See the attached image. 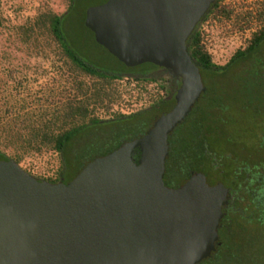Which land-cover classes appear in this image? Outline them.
I'll list each match as a JSON object with an SVG mask.
<instances>
[{
    "label": "water",
    "instance_id": "95a60500",
    "mask_svg": "<svg viewBox=\"0 0 264 264\" xmlns=\"http://www.w3.org/2000/svg\"><path fill=\"white\" fill-rule=\"evenodd\" d=\"M215 1L109 0L85 11L95 43L124 67L151 64L178 79L174 105L66 184L0 160V264H199L210 256L231 195L198 172L177 188L162 178L167 138L205 91L186 40Z\"/></svg>",
    "mask_w": 264,
    "mask_h": 264
},
{
    "label": "rangeland",
    "instance_id": "374dc122",
    "mask_svg": "<svg viewBox=\"0 0 264 264\" xmlns=\"http://www.w3.org/2000/svg\"><path fill=\"white\" fill-rule=\"evenodd\" d=\"M64 1L0 0V135L4 134L2 128L7 122L19 125L26 114L43 117L45 113L44 116L47 117L48 110H54L60 103L76 94L74 81L84 82L90 89L97 82L96 79L77 77L74 72L69 71L60 59L55 43L45 32L25 42L16 34L19 26L32 23L40 14L51 12L61 15L66 8ZM260 1L262 0H220L218 10L228 11L229 14L223 16L221 13H213L202 21L197 30L215 65L223 66L237 48L244 46L251 32L256 29L252 21L249 23L245 20L244 13ZM81 4V1L76 3L75 8L64 17L62 31L72 51L83 62L103 72L105 70L116 74L146 75L154 72V68L148 64L126 68L101 49L81 24ZM200 77L205 87L206 81L202 75ZM221 87H212L215 93L222 95L219 98L220 103H216L217 106L211 103L209 96L196 105L203 113L213 115L212 118L220 126L221 133L218 132L217 140L210 141V148L223 149L226 138H231L237 146H244L240 151L243 161L246 160L251 165L262 161L264 117L253 116L245 109V101L236 83L230 82L229 85ZM109 89L110 102L104 100L101 105L96 103L92 108L89 106L88 117L108 122L112 118L146 110L165 96L164 90L155 81L134 82L122 78L113 81L110 87H105V90ZM258 93L263 101L264 88ZM254 100L256 103V97ZM168 106L165 105L160 110L164 111ZM217 111L219 112L215 115L214 112ZM152 115L156 113L137 116L130 122L96 125L86 129L83 134L74 136L63 151L64 178L68 180L75 176L87 162L103 156L121 140L141 133L149 125ZM259 134L261 139L254 142L253 139ZM262 142L259 152L252 149V145L257 143L259 146ZM18 167L38 179H53L59 171L60 157L49 151L38 155L31 154L24 156L18 162ZM187 169L188 167L178 172L174 167L168 177L172 180L171 183H167L166 177L164 182L168 186L178 184L187 172L203 174L207 184H211L217 177L205 165ZM222 184L228 186L226 181H222ZM229 219L228 232L221 234V237L223 244L227 245L230 257L223 253L218 261L210 260L202 264H264V235L261 231L253 224H243L234 215Z\"/></svg>",
    "mask_w": 264,
    "mask_h": 264
},
{
    "label": "trees",
    "instance_id": "16d2710c",
    "mask_svg": "<svg viewBox=\"0 0 264 264\" xmlns=\"http://www.w3.org/2000/svg\"><path fill=\"white\" fill-rule=\"evenodd\" d=\"M217 7L218 2L211 5L203 19L213 13H221L223 16L229 14L228 11H219ZM252 7L245 11L244 16L245 20H248L249 23L250 21L254 23L256 29L251 32L244 46L237 48L223 66H217L213 63L212 55L202 44L198 30H193L186 41L187 54L198 68L200 75L204 77L207 85L205 86L204 93L199 96L190 113L167 138L168 151L164 162V174L162 178L163 184L166 186L168 185L164 182V179L166 177L167 183H171L172 180L168 177L174 167H176L178 172H181L184 168L188 167L189 170H192V167L195 169L202 165L212 170L214 175L217 176L216 180L221 183L222 181H226L228 186H233L235 189H239L246 184L245 182L249 179L247 175L252 171L260 172L261 182L264 184V155L262 161L252 165L247 163L246 160L243 161L242 158L244 157L241 156L240 151L242 150L241 147L244 146H237L236 142L231 138H226V144L223 149L217 148V150H212L210 148V141L217 140L218 132L219 134L221 133L219 131V123L215 118H212L214 117L213 115L203 113L196 107L200 100L206 99L208 96L212 99L211 103L217 106L216 103H220L219 98H222V95L218 94V92L215 93L212 87L217 85L223 88V85H229L232 82L233 84L236 83L239 87L245 101V109L251 112L253 116L264 117V100L262 101L259 98L258 93L261 88H264V1L262 0ZM69 12L67 13L69 14ZM65 16L66 14L58 16L51 12L40 14L32 23H28L26 26H19L16 29V34L20 35L25 42L27 39L35 38L45 32L55 43L58 55L69 71L73 72L76 70L75 76L96 79L97 82L90 89L84 82L74 81V85L76 86L74 93L76 94L60 103V106L54 110H48L47 117L44 116L45 113L43 117L41 115L30 116L26 114L19 125L7 122L2 128L4 134L0 135V160H11L18 165V162L24 156L31 154L38 155L46 151L54 152L60 157V167L57 173L60 176L64 175L65 164L62 157L68 142L79 133L83 134L84 131L86 132V129L93 128L99 124L96 118L88 117L90 110L88 107L91 106L90 108H92L96 103L101 105L104 100L110 102L111 89L105 90V87H110L113 81L122 79L123 77L130 78L134 82L155 81L153 76H147L148 74L128 75L125 73L103 72L83 62L72 51L64 38L61 22ZM248 28L250 27L248 26ZM148 65L154 69L156 68L151 64ZM254 96L257 99L256 103ZM220 111L222 112L223 109L221 108ZM218 112H214L215 115ZM150 113H156V115H152L149 125L141 133L121 140L116 146L107 150L103 156L116 149L121 143L142 135L150 126L152 120L158 116L159 111L152 107L150 111L142 110L139 113L121 116L114 118L113 121L106 122L105 124L130 122L137 116ZM177 135H180V137L177 138ZM260 139L259 134L253 140L256 142ZM262 145L263 142L259 146L256 143L252 145V149L259 152ZM238 148L239 150L237 151ZM188 176L187 172V175L180 183L173 184L172 186H180ZM33 178L38 181L54 184L53 179ZM242 196H244L243 193ZM261 199L263 202L261 203V215L264 218V201L263 198ZM246 214V208L241 209L240 213L227 212L220 222L221 227L230 223L229 218L232 215L238 217L240 222L243 221L246 224L244 222L245 219H243ZM222 229L218 231L220 233V236L218 235L219 245L216 247L215 252L199 264L210 260L218 261L223 253L228 254L227 257H230L227 252V245L223 244L221 237Z\"/></svg>",
    "mask_w": 264,
    "mask_h": 264
},
{
    "label": "flooded vegetation",
    "instance_id": "af4514ba",
    "mask_svg": "<svg viewBox=\"0 0 264 264\" xmlns=\"http://www.w3.org/2000/svg\"><path fill=\"white\" fill-rule=\"evenodd\" d=\"M80 1L82 2V4L80 5V7H82V21H81V24L84 27L83 23H84L85 11L88 8L103 5L104 3H106L109 0H65L64 1L65 2V5H66L65 11L61 15H58V16H62L64 14L67 15L68 14L67 12L68 11L71 12L72 9L75 8V4L78 3V2H80ZM219 1L220 0H216L213 4H215L216 2H219ZM209 9H210V7H209ZM209 9H208V11H209ZM207 12H206V14H207ZM204 16H202L199 19L198 23L194 27V30H197L199 28L200 24L204 20L203 19ZM63 20H64V18L62 19V22H61L62 25H63ZM85 29L89 32L91 38L93 39V34L87 28H85ZM99 47L101 49H103L101 46H99ZM73 72L74 73H77L76 70H74ZM149 75L153 76V78L155 79V82L159 83V85L161 86V88L165 92V96H162L156 103L152 104L150 106V108L146 109L148 111H150V109L152 107L158 109V111H159L158 116H159L161 114H164V113L168 112L173 107V105H174V99H173V97H174L175 91L177 90V88L179 86V81H178L177 78L173 77L168 71H166V70H164L162 68H159V67H156L154 69V72L148 74L147 76H149ZM123 78L124 79H130V78H126V77H123ZM165 105H169L168 108L166 110H164V111L163 110H160ZM158 116H156V118ZM155 119H153L152 122ZM113 120L114 119L112 118V119H109L108 121H113ZM98 122H99L98 125H103V124L106 123V122H103L101 120H98ZM152 122H151V124H152ZM151 124H150V126H151ZM149 127L147 129H149ZM147 129L145 131H147ZM137 137H139V136H136L134 138H137ZM134 138H132V139H134ZM137 157H138V152L137 151H134V156H133L134 162L137 160ZM260 175L261 174H260L259 171H257V172L252 171L249 175H247V176H249L248 177L249 179H248V181L245 182L246 184L244 186H242L241 188H239V189H235V187H233V186L224 185L221 182H219L218 180H214L211 184H207L208 186H213V185L219 183L225 189H227L228 194L231 195V199L230 200L227 199L226 204L221 208L222 218L219 221V225H218V229H217V241H216V243L214 245V251L213 252H215L216 247L219 245V241H218V239H219L218 231L220 229H222V227H223L222 234L228 232L230 223L227 224V225H224L222 227H221V224H220L221 220L223 219V217L225 216V214L227 212H232L233 211V212H239L240 213V210L241 209L246 208L247 209V214L244 215L245 216L243 218V219H245L244 222L246 224H253V225H255L261 231V233L264 235V218H262V215H261V210H262L261 203H263L261 201L262 200L261 198H263V201H264V184L261 182ZM73 177H71L70 179L66 180L64 178V175L60 176L59 174H57L55 176V178H53L54 184H56V183L66 184ZM164 186L167 187V188H177L178 187V186H171V185L166 186L165 184H164ZM242 193H243L244 196H242ZM242 223H243V221H242Z\"/></svg>",
    "mask_w": 264,
    "mask_h": 264
}]
</instances>
